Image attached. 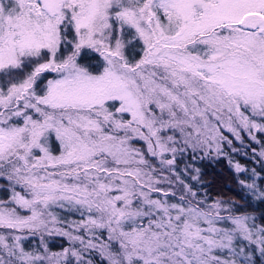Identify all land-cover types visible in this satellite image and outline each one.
Returning a JSON list of instances; mask_svg holds the SVG:
<instances>
[{
    "label": "snow or ice",
    "instance_id": "obj_1",
    "mask_svg": "<svg viewBox=\"0 0 264 264\" xmlns=\"http://www.w3.org/2000/svg\"><path fill=\"white\" fill-rule=\"evenodd\" d=\"M0 264H264V0H0Z\"/></svg>",
    "mask_w": 264,
    "mask_h": 264
},
{
    "label": "trees",
    "instance_id": "obj_2",
    "mask_svg": "<svg viewBox=\"0 0 264 264\" xmlns=\"http://www.w3.org/2000/svg\"><path fill=\"white\" fill-rule=\"evenodd\" d=\"M237 159H239L240 162L245 164L247 167H256L259 170V165L254 164V162H251L248 159L241 160L240 157H237ZM201 167L203 171L206 172L205 180L211 182V188L209 191L212 196L222 194L224 197L234 199L247 207L249 197L244 194V192L235 183L234 173L230 170L229 174V167L225 161H220L219 163L205 162L201 165ZM228 183L231 184V186H229ZM251 203L253 207L256 206V202L254 200L251 201ZM55 248H59L58 243H56Z\"/></svg>",
    "mask_w": 264,
    "mask_h": 264
},
{
    "label": "rangeland",
    "instance_id": "obj_3",
    "mask_svg": "<svg viewBox=\"0 0 264 264\" xmlns=\"http://www.w3.org/2000/svg\"><path fill=\"white\" fill-rule=\"evenodd\" d=\"M240 159L243 160V159H247V158L240 157ZM228 170H229V174H230V170H231V169L229 168ZM229 174H228V176L230 177ZM230 178H231V177H230ZM228 185L231 186V184H229V183H228ZM57 243H58V245H59V242H57ZM54 250H58V249L55 248Z\"/></svg>",
    "mask_w": 264,
    "mask_h": 264
}]
</instances>
